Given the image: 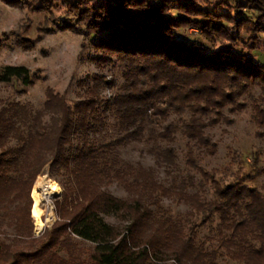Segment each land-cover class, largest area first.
<instances>
[{"label":"trees","instance_id":"obj_1","mask_svg":"<svg viewBox=\"0 0 264 264\" xmlns=\"http://www.w3.org/2000/svg\"><path fill=\"white\" fill-rule=\"evenodd\" d=\"M0 2L28 13L61 11L40 31L80 35V53L89 49V62L122 68V83L108 99L102 92L116 82L102 75L78 82L84 92L77 100L47 87L40 110L0 99V228L6 225L14 236L10 244L0 240V264H217L220 250L238 264H264L263 192L240 179L228 185L215 180L216 171L200 167L195 153L215 154L206 129L232 124L224 111H242L239 100L252 89L259 95L251 121L264 129V63L252 55L264 34V0H219L211 10L198 0ZM8 40L2 33L0 51ZM16 44L26 49L28 40L17 37ZM36 78L24 66L0 68V83H17L19 93ZM172 116L179 120L169 121ZM109 123L113 134L99 142L97 134ZM178 134L189 141L184 165L210 183L211 199L203 190L189 192L192 184L179 178L165 185L151 169L117 154L130 142H154L148 153L155 164L176 167L175 149L159 144ZM43 172L65 179L54 202L57 220L33 238L29 193ZM111 184L128 198L107 192ZM164 199L187 205L199 222L180 226L160 212ZM108 216L119 222H106ZM215 217L220 238L207 251L197 231ZM84 242L92 246L82 248Z\"/></svg>","mask_w":264,"mask_h":264},{"label":"rangeland","instance_id":"obj_2","mask_svg":"<svg viewBox=\"0 0 264 264\" xmlns=\"http://www.w3.org/2000/svg\"><path fill=\"white\" fill-rule=\"evenodd\" d=\"M32 0H23L24 4ZM219 0H198L200 7L211 10ZM222 12H227L221 10ZM61 11H53L51 14L28 13L25 6L15 8L0 2V36L2 33L8 35L0 51V68L5 65H17L28 68L35 73L37 78L33 85L28 87L24 93H19L21 87L17 83L9 85L0 83V99L17 102L22 105H28L34 110H40L45 101V89L47 87L58 93H64L69 100H77L83 95L84 89L79 87L78 82L89 80L94 75H102L107 78L113 77L116 86L111 90H104L102 95L108 99L115 92L117 87L122 83V68L113 65L98 66L86 59L89 49H85L83 54L80 53L82 37L71 31L54 32L45 34L40 31L42 26L51 28L52 20L57 16H62ZM245 17L250 18L249 14ZM185 33L192 38L197 37V32L185 30ZM260 40L257 49L252 55L255 60L264 63V34L258 35ZM28 40L26 49L16 44V38ZM31 44V46H30ZM259 95L257 89H252L247 95H244L239 102L245 104V108L240 112L224 114L232 120V124L227 125L221 122L215 127L206 129L208 134L217 146L215 154L209 155L203 149H195L198 164L205 171H216L215 180L222 182L224 185L233 183L236 179L250 188L258 189L264 194V129L257 128L251 121V104L253 99ZM187 118V115L182 117ZM110 122L112 120L108 119ZM107 120V121H108ZM179 117L172 116L169 121H178ZM112 123L102 129L98 134V141H105L109 135L113 134ZM158 129V126H155ZM262 132L263 136L256 135ZM189 141L180 134L176 135L172 143H160L161 147L171 146L176 151V167H158L154 158L148 153L155 143L146 144L144 142H130L123 147L117 148V154L122 162L132 165H141L151 169L157 180L165 185L170 184L174 178H179V182L188 186L189 192H205L204 197L211 199L213 191L210 183H205L202 176L184 165V155L187 150ZM61 178H50L47 172L38 176L30 190L29 197L32 207L29 216L32 221L33 238L40 237L45 230L49 229L57 220L55 215L54 202L60 197L62 187L59 184ZM47 180L58 186V192L48 195V199H41L39 184ZM111 195L120 198H128V194L122 187L111 184L106 188ZM52 198V199H51ZM50 203L48 204V202ZM160 212L170 217L173 221L178 222L180 226L188 228L192 223L199 222V216L192 213L190 208L185 204H178L171 200L164 199L160 202ZM154 210V207H152ZM52 215L49 220L48 216ZM159 214V213H158ZM108 223H117L119 220L116 216L103 217ZM39 222L43 226L37 230L35 224ZM198 243H202L207 251L217 248V241L220 238L219 221L215 217L210 223L198 229ZM13 230L4 225L0 228V240L10 244ZM82 248H88L92 245L89 243H80ZM217 264H238L229 259L224 251L220 250Z\"/></svg>","mask_w":264,"mask_h":264},{"label":"bare ground","instance_id":"obj_3","mask_svg":"<svg viewBox=\"0 0 264 264\" xmlns=\"http://www.w3.org/2000/svg\"><path fill=\"white\" fill-rule=\"evenodd\" d=\"M50 181V180H49ZM47 180H43L39 184L40 193H38V196L42 199H48V195H51L54 192H58L59 188L58 186L54 185L52 182H49ZM49 220L52 219V215L50 214L48 216ZM42 224L37 222L35 224V227L37 230H40L42 228Z\"/></svg>","mask_w":264,"mask_h":264},{"label":"built area","instance_id":"obj_4","mask_svg":"<svg viewBox=\"0 0 264 264\" xmlns=\"http://www.w3.org/2000/svg\"><path fill=\"white\" fill-rule=\"evenodd\" d=\"M52 199V198H51ZM50 203V201L48 202V204Z\"/></svg>","mask_w":264,"mask_h":264}]
</instances>
